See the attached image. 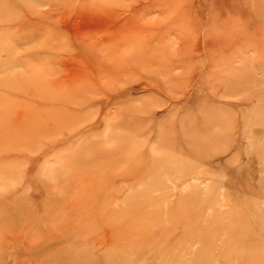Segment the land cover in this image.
Here are the masks:
<instances>
[{"label":"rangeland","instance_id":"rangeland-1","mask_svg":"<svg viewBox=\"0 0 264 264\" xmlns=\"http://www.w3.org/2000/svg\"><path fill=\"white\" fill-rule=\"evenodd\" d=\"M0 264H264V0H0Z\"/></svg>","mask_w":264,"mask_h":264}]
</instances>
